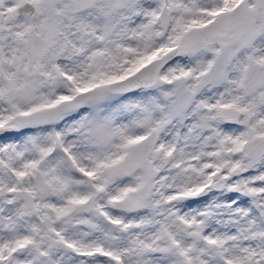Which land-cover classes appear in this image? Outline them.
Returning <instances> with one entry per match:
<instances>
[{"label": "snow or ice", "instance_id": "obj_1", "mask_svg": "<svg viewBox=\"0 0 264 264\" xmlns=\"http://www.w3.org/2000/svg\"><path fill=\"white\" fill-rule=\"evenodd\" d=\"M0 264H264V0H0Z\"/></svg>", "mask_w": 264, "mask_h": 264}]
</instances>
